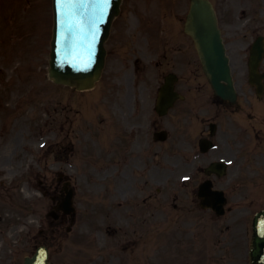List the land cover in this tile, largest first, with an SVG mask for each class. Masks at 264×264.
<instances>
[{"label": "rangeland", "instance_id": "1", "mask_svg": "<svg viewBox=\"0 0 264 264\" xmlns=\"http://www.w3.org/2000/svg\"><path fill=\"white\" fill-rule=\"evenodd\" d=\"M141 2L143 5L146 2L149 3L153 11V4L157 6L158 0H141ZM143 5L138 2L136 8L140 9ZM21 13L22 11L19 10L18 16ZM4 15V8L1 7L0 52L7 54L5 57H0V81L2 78L8 79L11 75L14 76L18 84L12 91L11 98L16 101L18 95L24 96L25 100L22 102L26 109L23 110L24 115L21 113L18 115L13 130H11L12 122L9 121L5 127L1 126V131L2 134H6L4 139L9 140L8 145L11 148L17 146L18 156L24 152L21 144L26 143L22 140V134L28 135L25 125L26 123L34 124L31 126L33 130L31 129L29 134L31 139L29 152H26V162H24L26 172L14 163L11 171L1 170L0 177L4 188L7 183L16 180L10 188L11 192L0 188V212L6 217L15 219L14 224H9L4 232L2 231L4 225L1 224L0 264H9L11 259L14 264H20L24 256L33 251L37 241L35 236L39 234L42 227H46L47 205L51 201L41 191H37L38 184L39 179H52L54 176L49 167L54 161V156L58 154L61 123L59 121L60 100L65 103L66 110L69 109L72 93L55 85L47 78L48 52L45 51L52 37L51 4L48 12L46 0H38L37 13L35 15L25 13L27 20L24 28L26 29L22 35H19L20 31H17L15 35L19 36L15 38L3 27ZM125 18L132 19V13H127ZM30 19H34L33 29H31ZM3 20L5 21L6 17ZM178 26L180 27L179 22H177L175 31L177 44L185 48V51L178 50L176 61H163L162 69L168 71L167 64H169L173 65L178 73H202L193 43L177 32ZM32 30L33 32L36 30L37 36L32 35ZM138 44L141 47L137 53L150 56L159 43L154 42L151 36L150 42L143 40ZM21 56H24L26 61ZM26 63L30 64L24 65ZM19 65L22 66L21 69L18 68L22 75L34 77L36 74V80L28 79V81L21 82L17 79V66ZM132 68L133 63L131 62H118L113 57H109L107 65L109 72L132 73ZM138 70L144 71L142 74L145 77L147 102L145 111L148 116L152 110L149 106V94L155 86L154 71L156 68L145 59L138 66ZM126 77L124 80L122 78L123 82L108 99L100 100V96L95 93L92 106L80 103V112L77 115V134L84 144L92 145V142L98 141L99 134L105 137L106 134L111 133L102 131L106 125L103 120L107 118L104 105H109L108 115L114 116V102L121 96L123 97L127 91L123 88ZM97 90L101 92L100 89ZM4 107L10 108L11 105ZM44 108L51 111L50 115H46ZM0 113V117L4 119L3 113ZM6 115L9 116L8 113ZM117 116L118 123L121 124L123 118L119 112ZM46 117L48 120L43 124V119ZM164 124L168 129L173 130L176 117L173 115L166 117ZM86 126H91V133L83 134ZM32 131H38L36 136L39 135V137L36 138V143ZM45 135L48 137L46 138L48 148H41L38 142L40 137ZM9 153V151L5 152L7 155ZM92 154L97 156L99 152ZM177 167L185 168L183 172L191 168L186 164ZM67 170L73 174L76 183L81 187L78 194L79 212L73 231L69 234L64 231L63 236L57 240V244L52 246V260L55 264H244L246 254L242 242L244 239L242 240L239 234L240 227L228 232L224 226L227 222H221L220 218L209 212L197 210L190 189L181 190L184 200L190 205L185 206V209L177 210L172 206V198L166 189L156 200L160 206L162 205V209L151 208L148 214V212L141 211L140 206L135 202H130L124 208H117V201L122 200L123 195V193L119 194V191H125L126 188H132L131 191H133L137 185L132 184L131 187L123 183L122 178H113L110 185L104 186L99 181L105 182L102 179L105 172L90 174L88 177L82 174L80 169L76 171L75 168H67ZM147 189L151 190L152 185L149 184ZM4 204L5 206L1 207ZM128 211H133L134 216L128 217L126 215ZM128 221L130 226L122 228L128 224ZM9 241L13 244L12 251L9 250L11 243ZM221 245L224 248L230 246L226 251L227 256ZM7 253H9L8 256Z\"/></svg>", "mask_w": 264, "mask_h": 264}, {"label": "flooded vegetation", "instance_id": "2", "mask_svg": "<svg viewBox=\"0 0 264 264\" xmlns=\"http://www.w3.org/2000/svg\"><path fill=\"white\" fill-rule=\"evenodd\" d=\"M215 1L228 53L233 61L234 71L239 75L237 86L240 101L236 105H232L215 95L204 75L206 79L204 83L196 86L203 97V101L202 103H189L188 113L191 115L190 119H194L195 116L200 118L199 127L194 126L193 128L199 133L198 141L203 138L208 140V144L215 145L211 150L204 152V155H207L208 164L221 157L234 160L225 177L215 175L212 177L214 183L222 188L234 190L241 187L238 194L229 195L228 201L230 200L231 203V201L239 199L245 200L244 203L240 202L237 205H245L244 209L249 210V214L253 217L257 211L256 207L263 206L264 202L258 200L257 195L248 199L247 195L242 192V188H248L249 184H255L256 193L258 188H264V94L259 97L256 87L249 83L251 51L259 38L264 40V0ZM130 2V0H124L126 5ZM182 7L183 1H181L177 13L171 11L170 17H174V22L180 18L181 14L183 15ZM168 19L169 14L165 13L160 18L159 23L160 41L165 46L169 45L173 39L174 27ZM140 20L141 17H138L139 23ZM116 25L115 35L113 33L111 38V40L114 38L112 51L116 55H120L124 47L128 50L130 46H126L127 42L124 37L126 23L122 21L117 22ZM163 57L165 59L175 58L172 50L168 51L167 49L157 52L155 55L159 61ZM259 70L264 73V58L260 63ZM189 84L186 82L180 87L189 92L193 89V86ZM139 115L140 111L133 122L137 129L132 135L128 150L137 154L141 161H145V140L142 128L144 123ZM227 176L228 178H226ZM261 194L264 198V193ZM56 199H59V196H56ZM230 210L234 209L231 208ZM57 223H61V221ZM228 228L231 229L232 227L228 226Z\"/></svg>", "mask_w": 264, "mask_h": 264}, {"label": "water", "instance_id": "3", "mask_svg": "<svg viewBox=\"0 0 264 264\" xmlns=\"http://www.w3.org/2000/svg\"><path fill=\"white\" fill-rule=\"evenodd\" d=\"M70 1V2H69ZM63 0L54 41L51 75L58 82L88 86L104 65V40L120 0ZM71 3V4H70ZM186 30L192 34L206 73L216 91L235 99L231 67L214 9L209 0H192ZM225 80L227 83H223ZM172 84L167 83L162 99L170 101ZM176 96V94H175ZM174 96V97H175ZM264 216V211L261 213ZM264 232L255 236L253 258L264 264ZM24 264H48L46 251L27 257Z\"/></svg>", "mask_w": 264, "mask_h": 264}]
</instances>
